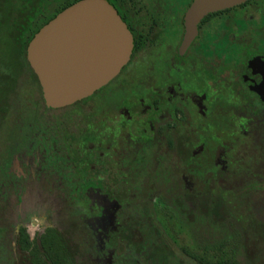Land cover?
Instances as JSON below:
<instances>
[{
  "label": "flooded vegetation",
  "instance_id": "af4514ba",
  "mask_svg": "<svg viewBox=\"0 0 264 264\" xmlns=\"http://www.w3.org/2000/svg\"><path fill=\"white\" fill-rule=\"evenodd\" d=\"M78 1L43 0L37 11L55 17ZM106 1L132 36L128 62L61 108L47 106L30 85L38 101L29 115L69 112L44 130L37 121L21 132L15 111V141L0 151V183L10 159L18 170L6 178H15V193L58 188L53 193L83 208L80 225L91 222L81 230L98 243L94 264H131L117 243H139L145 258L167 242L172 251L196 220L222 222L227 208L243 213L248 196L254 210L264 208V0L210 12L194 28L184 20L193 0ZM186 29H196L187 43ZM26 134L42 154L23 143ZM47 229L76 240L70 226L36 235Z\"/></svg>",
  "mask_w": 264,
  "mask_h": 264
},
{
  "label": "rangeland",
  "instance_id": "374dc122",
  "mask_svg": "<svg viewBox=\"0 0 264 264\" xmlns=\"http://www.w3.org/2000/svg\"><path fill=\"white\" fill-rule=\"evenodd\" d=\"M25 98L23 109L20 112L21 118L18 119L21 127H25L21 132H27L28 125L37 121L38 125L35 127L37 129L41 127V130H44L45 124L50 125L52 121H61L59 116L65 110L49 111L43 114L39 108L37 112L41 111V115L37 113L39 116L36 118L29 115V112L25 113V110L33 108L38 97L36 95L30 97L26 92ZM65 112L69 111L66 110ZM13 114L12 112L8 113L6 121L0 127V147L4 148L6 145L4 139L7 140L9 136V140L13 138L12 142L15 141V117L17 115L14 117ZM9 118H11L10 120L13 119L14 132L12 129L3 128L7 125ZM81 119L82 117L78 115L75 120L80 123ZM71 130L76 131V125H73ZM23 138V143L34 142V147H38V139L35 136L26 134ZM42 148V146L38 147L36 153L42 154ZM1 164L0 156V173L2 174ZM22 164L20 163V167ZM15 170L18 168H15V163L11 164L9 159V164L4 169L3 177L5 178L0 183V264H20V255L15 246L16 232L19 228H25L29 237L33 238L36 234L43 233L47 227L62 229L67 226H70L76 233V240L74 241L79 245V258L77 257L79 263L94 264V256L90 253L95 245L97 247L98 243L91 236H88L86 229L81 230L84 226L91 228V222L87 220L84 221V226L80 225L82 220H79L78 214H82L79 209L83 208L71 204L68 195L53 193L58 190L54 186H45L42 192L38 190L39 192L25 193L24 195L23 193H15V178H6L11 175L14 177ZM18 172L22 171L19 170ZM12 180L14 183H11ZM75 209L78 210L74 211ZM230 211L233 216L229 215L219 223L211 224L206 221L203 223L196 220L195 224L189 228L186 225L181 232V239L176 244H170L174 253L169 257V264H197L198 262L193 258V255L211 264H231V259H235L237 264H264V251L259 253L253 246L256 228L254 223L261 221V219L264 220V208L261 207V210L257 212L251 204L244 206L243 213L240 210L230 209ZM235 215L240 216V219H235ZM187 229L190 230L187 231ZM107 262L104 258L97 263L108 264Z\"/></svg>",
  "mask_w": 264,
  "mask_h": 264
},
{
  "label": "water",
  "instance_id": "95a60500",
  "mask_svg": "<svg viewBox=\"0 0 264 264\" xmlns=\"http://www.w3.org/2000/svg\"><path fill=\"white\" fill-rule=\"evenodd\" d=\"M247 0H193L184 20L195 27L210 12ZM196 29H186V43ZM132 36L106 0H81L44 24L26 46V60L47 106L61 108L107 84L128 62Z\"/></svg>",
  "mask_w": 264,
  "mask_h": 264
},
{
  "label": "trees",
  "instance_id": "16d2710c",
  "mask_svg": "<svg viewBox=\"0 0 264 264\" xmlns=\"http://www.w3.org/2000/svg\"><path fill=\"white\" fill-rule=\"evenodd\" d=\"M37 2L41 4L43 0H0V127L6 121L8 113H14L15 117V111L21 112L26 100L25 93H29L31 86L39 87L40 91L38 80L26 60V46L34 34L53 17H41L39 10L37 11ZM67 5L68 3L66 7ZM27 112L29 109L25 110V113ZM10 119L3 128L12 129L14 132V122ZM9 139L10 136L4 140L12 142L13 138ZM5 147L1 146L0 151ZM3 155L4 153H0L1 159ZM248 197H250L249 204L245 203L250 206L254 200L251 196ZM259 201L263 202L261 198ZM214 202L217 201H213L211 210L214 208ZM224 214L231 215L230 208L225 209ZM234 218L239 220L240 216L235 215ZM254 225L256 228L253 246L257 252L262 253L264 251V220L261 219ZM117 244H119V254L123 251L127 254L130 251L128 260L132 261L131 264H169V257L173 253L165 243L162 247H155L152 254L140 259L139 243ZM131 245L136 252L131 251ZM15 246L20 255V264H80L79 245L53 229H47L44 234L30 238L26 230L20 228L16 234ZM125 257L123 253L119 258ZM193 258L198 262L197 264H211L196 255H193ZM231 264H237V261L231 259Z\"/></svg>",
  "mask_w": 264,
  "mask_h": 264
}]
</instances>
